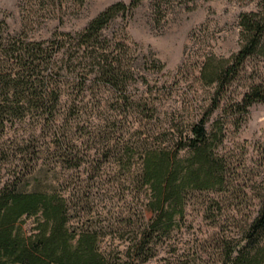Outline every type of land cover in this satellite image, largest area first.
Listing matches in <instances>:
<instances>
[{"label":"rangeland","instance_id":"obj_1","mask_svg":"<svg viewBox=\"0 0 264 264\" xmlns=\"http://www.w3.org/2000/svg\"><path fill=\"white\" fill-rule=\"evenodd\" d=\"M118 1L131 0H0V34L51 44ZM263 6V0H139L120 13L106 32L125 42L135 67L126 97L90 74L84 85L78 79L74 90L64 88L56 132L31 113L5 118L0 196L66 195L71 230L96 231L110 264H224L264 206V102L239 106L252 86L264 85V54L249 56L221 87L203 79V67L240 50L242 14ZM204 116L214 132V185L188 187L183 211L177 207L174 221H160L144 249H135L155 217L150 192L137 180L141 154L151 147L174 152ZM178 156L185 162L190 148ZM38 216L23 217L25 233L35 232Z\"/></svg>","mask_w":264,"mask_h":264},{"label":"trees","instance_id":"obj_2","mask_svg":"<svg viewBox=\"0 0 264 264\" xmlns=\"http://www.w3.org/2000/svg\"><path fill=\"white\" fill-rule=\"evenodd\" d=\"M138 4L139 0L115 2L82 31L62 32L51 44L0 34V124L7 117L22 119L31 113L56 132L64 88L74 90L78 79L84 85L83 80L90 74L126 97L127 81L133 78L131 70L135 67L126 54L125 42L106 30L120 13L126 15ZM239 24L243 39L240 50L231 59L218 63L209 59L204 64L203 79L208 83L223 86L226 75L237 70L249 56L264 54V6L260 11L243 13ZM58 53L62 55L59 59ZM62 70L70 72L63 74ZM93 83L97 84V80ZM256 101L264 102L263 84H255L245 92L239 106L247 109ZM206 118L190 127L186 144L174 152L151 147L141 154L137 180L150 192L147 205L155 217L135 243V249H144L160 221L173 222L177 207L183 211V195L188 187L203 189L214 185L218 172L210 148L214 132L206 127ZM185 145L191 156L184 162L178 155ZM129 147L128 143L122 144V152L128 153ZM69 213L67 196L56 191H12L1 195L0 264H110V259L99 251L97 232L84 230L76 234L70 228ZM35 215H39L35 232L27 234L21 221ZM263 237L264 206L244 230L242 241L228 252L224 264H264Z\"/></svg>","mask_w":264,"mask_h":264}]
</instances>
